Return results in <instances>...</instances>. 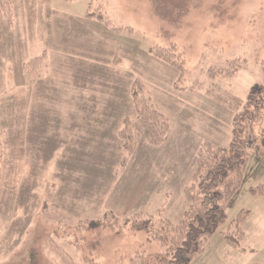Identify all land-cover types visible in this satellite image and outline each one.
Instances as JSON below:
<instances>
[{"label":"rangeland","instance_id":"1","mask_svg":"<svg viewBox=\"0 0 264 264\" xmlns=\"http://www.w3.org/2000/svg\"><path fill=\"white\" fill-rule=\"evenodd\" d=\"M11 1L12 19L0 16L14 33V49L3 44L0 59L1 73L7 67L10 75L4 84L0 74V264H29L32 246L34 264H85L89 257L99 264H128L137 251L163 253L165 246L144 231L83 230L79 224H122L138 214L181 221L201 149L230 146L252 87L264 82V0H203L180 26L158 16L151 0ZM89 12L109 18L118 32ZM153 47L168 53L169 62L154 57ZM41 57L43 76L30 85L24 67ZM56 63L120 70L126 118L113 114L119 109L109 103L110 120L121 124L118 151L110 144L98 160L90 162L83 153L70 164L57 157L45 163L39 142L27 135L24 95L58 77ZM21 75L24 82L17 83ZM137 103L153 106L167 121L158 143L139 118ZM126 119L138 137L130 153L120 137ZM255 132L259 140L249 151L243 182L223 203L226 222L192 264H264V197L252 192L264 186V115ZM27 146L35 150L30 166L23 159ZM59 151L64 155L67 148ZM241 212L245 238L233 248L223 233Z\"/></svg>","mask_w":264,"mask_h":264},{"label":"trees","instance_id":"2","mask_svg":"<svg viewBox=\"0 0 264 264\" xmlns=\"http://www.w3.org/2000/svg\"><path fill=\"white\" fill-rule=\"evenodd\" d=\"M151 1L158 16L177 26L181 25L182 18L191 9L202 7L201 5L204 4L203 0ZM237 1L235 0V2ZM90 15L107 28L118 32L109 18L104 15L96 16L95 13L93 15L90 13ZM0 16H4L8 20L12 19L11 0H0ZM150 53L165 62L170 60L169 54L159 48L153 47ZM44 66V57H41L34 59L32 63L24 67L30 85L36 83L43 76ZM137 107L139 118L151 132V140L154 139L153 143H158V131L167 130V121L164 122L163 117L149 104L139 105L137 103ZM263 115L264 82L252 87L247 104L239 115L240 118L233 124V137L230 146L226 149H215L209 146L201 149L197 159L194 183L186 189L188 208L180 222L174 224L169 220L154 217L144 219L138 214L122 221V224L113 219L104 223L83 221L79 226L83 225V230L88 225L87 229L89 230L93 228L108 230L128 228L132 232L144 231L150 239L161 242L166 248L163 253L155 254L137 251L130 258L128 264H192L194 259L205 251L208 242L226 222L227 210L223 203L229 201L237 193L243 182L244 171L249 161V151L255 147L259 140L255 132V125ZM162 121L163 123H161ZM129 123V120L124 122L120 137L124 140L126 151L130 153L135 150L138 137L130 129ZM2 173L0 157V182ZM252 192L264 197V186L254 189ZM244 219L245 214L241 212L229 230L223 233L227 244L233 248H238L245 238V233L241 228ZM28 254L30 256L29 264H34L37 258L36 249L32 246ZM19 255H23V253H19ZM64 256L69 260L68 255L64 254ZM86 260L85 264H99L96 262L97 260L90 257ZM69 261L71 263V260Z\"/></svg>","mask_w":264,"mask_h":264},{"label":"crops","instance_id":"3","mask_svg":"<svg viewBox=\"0 0 264 264\" xmlns=\"http://www.w3.org/2000/svg\"><path fill=\"white\" fill-rule=\"evenodd\" d=\"M12 34L14 33L6 23L0 20V59L6 53L1 49L3 44H13ZM106 34L108 35L109 31ZM12 48L14 49V44ZM15 51L10 49L7 53L14 54ZM53 70L58 77L51 82L41 81L28 89L24 95L25 103L28 104L27 135L39 142V148L43 150L40 154L45 155L48 160L45 163L49 164L53 159L56 161L57 157L67 160L66 163L70 164L72 159L83 157V153L90 162L98 160L104 150H109L110 144H113L112 151L113 149L118 151V132L121 124L118 120H110L109 103L114 101L119 109L114 110L113 114L126 118L124 109L126 94L119 89L123 85V82H120L123 79L120 70H109L108 67L95 68L79 63L75 65L70 63L69 67H60L56 63ZM8 71L7 67L2 73L0 71L5 80L4 84L10 78ZM19 78L17 83L24 82L23 75ZM111 84L116 87L115 92H111ZM32 124L37 128L32 129L30 127ZM111 125L114 127L112 132ZM62 148H67V151L64 155H59ZM78 149L82 152H78ZM85 150L87 152H83ZM68 151L71 153L67 154ZM34 153V148L30 146H27L23 153V159L29 166L33 163Z\"/></svg>","mask_w":264,"mask_h":264}]
</instances>
